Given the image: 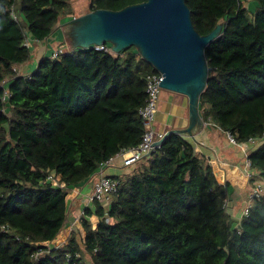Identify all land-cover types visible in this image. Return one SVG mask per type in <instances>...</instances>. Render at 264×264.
I'll return each instance as SVG.
<instances>
[{
  "label": "trees",
  "instance_id": "1",
  "mask_svg": "<svg viewBox=\"0 0 264 264\" xmlns=\"http://www.w3.org/2000/svg\"><path fill=\"white\" fill-rule=\"evenodd\" d=\"M87 1L91 12L146 0ZM252 1L253 11L246 0H185L200 35L223 23L205 48L199 113L238 143L264 132V0ZM70 2L0 0V264H264V140L247 154L250 182L263 188L237 226L225 206L229 184L170 134L117 179L107 208L83 210V236L72 230L63 245H46L65 227L70 191L140 143L145 77L156 73L132 47L65 51L20 75L31 57L25 40L49 41L74 18Z\"/></svg>",
  "mask_w": 264,
  "mask_h": 264
},
{
  "label": "water",
  "instance_id": "2",
  "mask_svg": "<svg viewBox=\"0 0 264 264\" xmlns=\"http://www.w3.org/2000/svg\"><path fill=\"white\" fill-rule=\"evenodd\" d=\"M59 26L66 48L71 51L108 43L112 53L117 55L134 47L140 57L163 76L157 83L163 91L187 98V127L168 130L154 147L161 146L170 134L194 140V131L204 124L199 99L210 71L205 48L220 36L223 23L217 24L210 33L200 35L193 26L185 0H146L118 11L87 12Z\"/></svg>",
  "mask_w": 264,
  "mask_h": 264
},
{
  "label": "crops",
  "instance_id": "3",
  "mask_svg": "<svg viewBox=\"0 0 264 264\" xmlns=\"http://www.w3.org/2000/svg\"><path fill=\"white\" fill-rule=\"evenodd\" d=\"M53 37L57 38L59 42L61 41L60 43L65 44L61 29L58 28L57 32L52 35L49 41L33 44L31 51H35L36 62L42 57L49 56L52 51L56 49L57 46L53 42ZM23 65L18 66L17 71L20 75L27 76L29 75L28 71L31 68V64L24 66V68ZM187 125V98L179 94L166 91L162 92L156 117L157 132L164 134L170 129H183L186 128ZM193 137L195 141L191 139L187 140L193 145L196 153L204 156L208 160L217 181L222 185L226 182L229 184L227 187V201L225 206L227 213L234 220V226H237L242 219L243 209L248 205L247 194L251 191L253 185L257 183V181L253 183L250 182V179L255 173L246 168L245 162L247 159L237 147L229 144L226 133L220 129L213 128L204 122L203 126L198 127L194 131ZM117 162L116 165L108 167L105 170V174L120 179L129 174L131 168H122L120 166V160H117ZM251 173L253 175L250 177L249 175ZM96 179V176H91L83 183L73 188L68 194L66 198L67 220L65 222V230L69 229L72 231L69 227L66 228L67 225L70 226L71 224L69 220H76V222H79L83 210L86 207L90 208L92 211L95 210L96 204L89 203L88 199L91 194L92 185ZM106 202L107 201L98 203H102L103 206L107 208L109 204ZM93 218L96 220V224L97 217L95 215L91 216L89 220L91 222ZM70 231L67 233L70 234ZM64 237L63 235V238Z\"/></svg>",
  "mask_w": 264,
  "mask_h": 264
},
{
  "label": "built area",
  "instance_id": "4",
  "mask_svg": "<svg viewBox=\"0 0 264 264\" xmlns=\"http://www.w3.org/2000/svg\"><path fill=\"white\" fill-rule=\"evenodd\" d=\"M13 19L16 17L12 14ZM34 41L32 38L28 37L25 42L24 46L29 49H32ZM65 45H60L56 49L52 51L50 57H57L59 54L67 51L65 49ZM96 51H104L109 52L111 54L112 50L111 47L105 45L102 46H95L93 47ZM163 76L156 72L148 74L145 77V92H146V101L145 104L139 109V116L142 120L144 126V132L141 138L140 143L133 148H129L128 150H122L115 156L111 157L108 161L102 164L98 170L92 175L96 176L97 179L92 185L91 194L89 196L88 202L94 204L95 202H103L107 201L106 203H110L112 196L117 194L119 188V182L117 178L111 177L105 174V170L112 166V164L120 160L122 168H131L140 162L145 156L150 152L154 151L156 148L154 147V143L158 141L163 134L157 132L156 130V117L159 110V103H160V96L162 93V88L158 83ZM7 96V93H5ZM212 126L211 124H208ZM228 142L230 145L237 147L240 152L244 155L247 159V154L251 149L257 148L260 143L264 140V132L261 137L259 138H251L246 143H238L232 138L228 133H226ZM246 168L250 169V163L248 160L245 162ZM251 171V170H250ZM253 172V171H251ZM255 173V172H253ZM253 174L251 173L249 176L251 177ZM256 175V173H255ZM49 180L53 182L54 185L59 182V177H48ZM64 186V184H61ZM263 188V184L261 181H257L256 184L253 185L251 191L247 194V202L248 205L242 211V218L246 217L249 212L250 205L254 199H256ZM41 255V252L35 253V259H37Z\"/></svg>",
  "mask_w": 264,
  "mask_h": 264
},
{
  "label": "rangeland",
  "instance_id": "5",
  "mask_svg": "<svg viewBox=\"0 0 264 264\" xmlns=\"http://www.w3.org/2000/svg\"><path fill=\"white\" fill-rule=\"evenodd\" d=\"M70 4H71V8H72V15L74 16V17H77V16H80V15H82V14H85V13H87L88 11H89V6H88V1L87 0H71V2H70ZM245 6L247 7V8H249L251 11H253L254 9H255V7H256V5H255V3L252 1V0H246V2H245ZM64 21H66V20H63V22ZM62 23V22H61ZM58 28H60V26L58 25L57 26V29ZM57 32V31H56ZM54 38V39H53ZM52 39H53V42H54V44H56V46L58 47V46H60L61 45V41L59 42V40L57 39V38H55V37H53ZM62 44H64V43H62ZM65 45V44H64ZM66 46V45H65ZM65 49L67 50V51H70V48H66L65 47ZM34 54V55H33ZM38 62V61H37ZM37 62H36V60H35V51H31V57H30V62L29 63H27L26 65H29V64H31V68H30V70L28 71V73L30 74V73H32L35 69H36V67H37ZM26 65H23V68H24V66H26ZM162 92H164V91H162ZM162 94V93H161ZM161 97V96H160ZM118 162L117 161H115L113 164H112V166H114V165H116ZM255 176V175H254ZM254 176H252V177H254ZM71 222V224H70V226H66V228L67 227H69L70 229H72V230H74L75 232H76V234H78V236H82V228H81V225H80V222H76V220L74 221V220H69V223ZM92 222V223H91ZM90 223H91V225L94 227L96 224H95V222H96V220L93 218V221H91ZM70 230L69 229H67V230H65V229H63L62 230V233H60L56 238H55V240L54 241H52V243L50 244V243H48V244H46L47 246H49V247H52V248H55V247H58V246H61V245H63V243L67 240V238H68V236H69V234L67 233V232H69ZM70 233H71V231H70ZM65 236L64 238H63V235ZM68 234V235H67Z\"/></svg>",
  "mask_w": 264,
  "mask_h": 264
}]
</instances>
